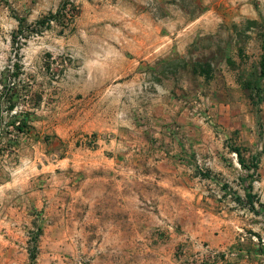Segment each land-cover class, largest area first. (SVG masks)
<instances>
[{
	"label": "rangeland",
	"instance_id": "obj_1",
	"mask_svg": "<svg viewBox=\"0 0 264 264\" xmlns=\"http://www.w3.org/2000/svg\"><path fill=\"white\" fill-rule=\"evenodd\" d=\"M263 46L264 0H0V264H264Z\"/></svg>",
	"mask_w": 264,
	"mask_h": 264
},
{
	"label": "trees",
	"instance_id": "obj_2",
	"mask_svg": "<svg viewBox=\"0 0 264 264\" xmlns=\"http://www.w3.org/2000/svg\"><path fill=\"white\" fill-rule=\"evenodd\" d=\"M19 25H22V24L19 22ZM259 66H260V73L264 76V46L262 47V54L260 57ZM12 106L13 105H10L9 107L10 110L12 109ZM16 123L18 124L16 126L14 125L13 127L14 129H16L18 133L28 132L29 126H28L27 119L24 116L20 118V120H17ZM232 151L236 154L237 162L243 170L245 171L252 170L253 172L256 173V171L258 170V160L248 163L245 156L243 155V150L240 147H234L232 148ZM246 198L249 202H251L252 197L250 196L249 193L246 194ZM30 257H31V261H33L32 254L30 255Z\"/></svg>",
	"mask_w": 264,
	"mask_h": 264
},
{
	"label": "crops",
	"instance_id": "obj_3",
	"mask_svg": "<svg viewBox=\"0 0 264 264\" xmlns=\"http://www.w3.org/2000/svg\"><path fill=\"white\" fill-rule=\"evenodd\" d=\"M216 237H217V236H216ZM216 237H214V238L216 239ZM214 238H212L211 236L208 237V239H211V243H212V244H215V243H216V242H215L216 240H214Z\"/></svg>",
	"mask_w": 264,
	"mask_h": 264
}]
</instances>
